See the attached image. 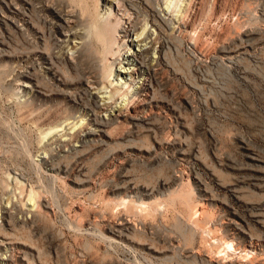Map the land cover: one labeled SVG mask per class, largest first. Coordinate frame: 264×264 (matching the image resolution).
Segmentation results:
<instances>
[{"label":"rangeland","instance_id":"rangeland-1","mask_svg":"<svg viewBox=\"0 0 264 264\" xmlns=\"http://www.w3.org/2000/svg\"><path fill=\"white\" fill-rule=\"evenodd\" d=\"M192 2L173 70L151 73L152 101L135 109L144 121L65 150L46 133L70 119L74 136L96 100L46 8L90 21L98 0H0V207L15 204L0 213V264H264V0Z\"/></svg>","mask_w":264,"mask_h":264},{"label":"bare ground","instance_id":"bare-ground-1","mask_svg":"<svg viewBox=\"0 0 264 264\" xmlns=\"http://www.w3.org/2000/svg\"><path fill=\"white\" fill-rule=\"evenodd\" d=\"M18 1L28 3L30 0ZM133 2L139 6L125 0H98L96 15L90 21H83L70 6L63 9L65 5H61L62 10L51 6L46 8L54 22L44 20V23L52 24L57 33L55 45L59 48V56L72 65L78 62L86 63L88 69L86 87L90 96L96 100L95 112L87 119L91 122L83 125L82 130L74 136L70 131L74 129L75 123L70 119H65L48 130L46 135H51L49 137L51 141L59 140L63 149H74L77 143H80L81 137L105 135V126L116 124L125 117H129L133 122H143L144 117L138 116L135 109L148 104L151 100V73L158 68L170 70L174 68L172 61L175 62L178 54L173 43L175 38L171 36H176L181 30L184 32L189 30V23L185 18L188 7L194 2L187 0L185 7L180 5L178 9L177 4L171 7L168 0ZM141 9L146 10L143 12L145 15L140 13ZM96 38L104 44L105 54L102 57L96 55ZM186 43V53L189 56L195 53L196 57L201 56L192 42ZM112 76L116 83L109 79ZM107 82L114 84L110 96H107L105 90ZM19 87L23 92L30 89L24 83ZM97 117L102 122L93 124ZM41 159L44 160V157ZM9 203L8 201L6 205L0 207L3 217L15 207V204ZM22 205L25 206L22 211L24 215L33 213L34 204L29 202ZM196 210L202 214L205 209L199 204ZM117 226L125 230L131 227V223L127 219H121ZM0 260L9 263L5 257L0 256ZM206 260L209 264H220L209 257H206Z\"/></svg>","mask_w":264,"mask_h":264}]
</instances>
